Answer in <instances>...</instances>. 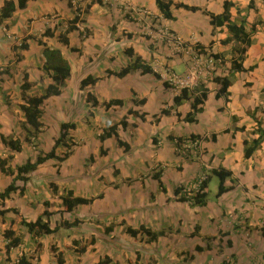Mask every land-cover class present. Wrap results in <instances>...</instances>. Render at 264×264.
Wrapping results in <instances>:
<instances>
[{"label": "crops", "instance_id": "1", "mask_svg": "<svg viewBox=\"0 0 264 264\" xmlns=\"http://www.w3.org/2000/svg\"><path fill=\"white\" fill-rule=\"evenodd\" d=\"M167 1L172 19L162 17L155 0H30L0 25V159L12 156L7 164L13 170L34 162L52 150L61 124H74L68 156L59 162L67 148L56 147V158L40 164L26 183L17 180L18 190L4 201L3 208L18 216L9 211L0 217V264L22 255L29 264H97L104 258L108 264H264V0ZM224 2L231 4L230 21L243 23L248 46L227 41L226 25L213 28L208 13L220 15ZM77 7L82 14L74 24ZM169 35L184 49L219 57L215 76L199 86L206 97L196 112L191 94L175 103L179 92L161 79L163 71H186V54L176 51ZM45 48L61 53L70 75L60 95L43 101V127L27 141L23 96H41L53 83L43 70ZM135 58L152 72L116 75ZM232 61L244 70L232 72ZM87 78L94 82L83 86ZM216 78L230 81L227 96L218 94ZM260 135V145L245 158L244 141ZM1 137L18 140L20 151ZM214 171L230 176L227 190L208 199V183L218 179ZM199 175L207 180L204 206L176 194ZM14 177L0 169V193ZM63 191L93 201L67 213ZM44 213L57 230L32 238L19 215L35 221ZM73 221L70 228L60 226ZM10 227L21 244L6 254L2 233ZM140 227L161 234L153 239L127 231Z\"/></svg>", "mask_w": 264, "mask_h": 264}, {"label": "trees", "instance_id": "2", "mask_svg": "<svg viewBox=\"0 0 264 264\" xmlns=\"http://www.w3.org/2000/svg\"><path fill=\"white\" fill-rule=\"evenodd\" d=\"M30 0H18L17 2L11 1V0H5L1 9H0V25L7 19H9L12 14L16 10L24 9L26 7L27 2ZM157 8L165 19H172V14L170 12V6L171 3L167 0H155ZM177 7H182L185 9L195 10L196 8L193 7H187L185 5H177ZM230 7L231 4L224 2L223 4V12L220 15H214L211 13H208V16L210 17L211 24L213 28H219L223 25H226V28L228 32L230 33L231 37L227 41L230 40H237L240 41L245 46H248L250 44V40L247 37V35L244 33V29L242 26V22H240L239 25L236 23H233L230 21ZM76 16L71 21V23H76L79 19L80 9L76 8ZM73 25L71 24L68 28L71 29ZM46 36H49V33H46ZM60 41L63 44H67V38L65 36H60ZM19 48H26L23 44L20 45ZM245 48L242 49V52ZM43 54L45 56V63L43 66V70L47 74H52V80L53 83L48 85L44 93L41 96H23L24 103L20 105V109L23 112L25 123L28 125L30 131L28 133V137L26 138L27 141H29V137L35 138L37 134L40 132L41 128L43 127L42 123L40 122L41 117V105L44 100H46L49 97L52 96H58L61 93V88L64 85V82L70 75V69L68 63L63 59L61 53L58 50H52L45 48L43 51ZM214 59H218V55H212ZM131 70H140L141 73H151V69L146 64L141 63V60L139 58H135L134 62L131 65H128L127 67L120 70L119 73H117V76H124ZM232 72L236 71H243L244 69L241 66V63H237L236 61H232L231 66ZM156 76L158 74L154 73ZM220 84V90L218 92L219 95L227 96V89L230 86V81L228 78H222V79H214ZM94 81L91 78H87L82 82L83 86L89 85L93 83ZM165 86H168L167 83H165ZM29 88V84L24 83L22 86V90L25 92L26 89ZM23 92V93H24ZM201 95L198 97L193 98L192 102V109L194 112H196L197 106L203 103V100L206 97V93L201 90ZM187 90H182L178 96L175 97L174 101L175 103H179L181 100L186 99L188 96ZM87 100L92 102L90 95H87ZM96 101H93V104H95ZM116 105H121L120 101L112 102ZM111 104H106V107H108ZM193 113V112H192ZM188 121H193L191 116L187 117ZM121 125L124 126V122H121ZM70 129H74V124H61L60 125V134L59 137L54 141V146L52 150L49 153L43 154L39 153L36 160L34 162H31L30 160L26 161L25 164L18 166L15 168V170L11 169L8 166V161L12 158V156H9L5 159H0V169L2 172L12 175L15 173V177L11 184H9L1 193H0V217H3L7 212L11 211L15 213L18 216V212L15 209L12 210H6L3 208L4 201L9 198L10 194L17 191L18 187H16L15 182L17 180H20L23 183H26L28 181V175L35 171L37 167L55 157V148L63 145L69 150V145L67 144V137H68V131ZM110 132L115 133V127L110 129ZM103 137V136H102ZM2 142L9 147L12 151L19 152L21 149V143L18 140H14L13 137H1ZM262 141V136L260 135L257 139H253L252 141H244V157L249 158L254 150L260 145ZM121 144V143H120ZM69 152H65V154L58 159L59 162H62L67 156ZM214 175L218 177V189L216 196H220L223 194L227 188L224 186L225 178L230 176L229 172L225 171H214ZM153 179L156 180L159 184V187H162V183L160 180L159 175L156 173L153 175ZM207 185V180L204 182V191ZM52 190L54 193L57 192L56 187H52ZM20 194L23 192V188L19 189ZM179 191H176V194H178ZM60 200L62 202V206L64 207L65 212L70 213L79 205H85L91 203L92 199H85L81 197L74 196L72 191H63V194L60 195ZM184 200V199H183ZM185 201V200H184ZM206 201V193L198 194L195 196L193 205L196 206H204ZM49 216L50 214L44 213L41 217L37 218L35 221H26L24 218L20 217L19 215V224L24 226L26 228V231L29 235L32 236V238H40L43 236H49L56 232L57 228H51L49 224ZM76 221H73L72 223L68 224L66 222H62L60 226L70 228L71 226L75 225ZM127 231L132 235L135 236L137 232L141 231L142 233L149 236V238H157L161 233H153L150 232L144 227H140L138 231H134L132 229H127ZM2 236L4 240L6 241L5 244V251L6 254H9V251L15 248H18L21 244V238L16 235L15 231L10 227L3 231ZM9 264H29L27 259L22 255L19 258H17L14 261L8 260ZM59 263H62V260H59ZM109 261L107 258H104L102 261H100L97 264H108Z\"/></svg>", "mask_w": 264, "mask_h": 264}, {"label": "built area", "instance_id": "3", "mask_svg": "<svg viewBox=\"0 0 264 264\" xmlns=\"http://www.w3.org/2000/svg\"><path fill=\"white\" fill-rule=\"evenodd\" d=\"M169 40L175 45L176 51L184 52L186 54V71L182 76H177L172 72L163 71L161 79L165 81L170 87L176 89L179 94L182 90H187L193 97L201 95L199 86L201 82L207 78H213L216 74L215 67L218 59L212 57L213 54L209 52H200L195 48H182L178 38L171 37ZM196 143H191L189 147L194 146ZM188 148V146H185ZM68 152V150H66ZM206 181L205 175H199L190 183L183 186L179 192V197L188 203H193L195 196L204 193V182Z\"/></svg>", "mask_w": 264, "mask_h": 264}, {"label": "rangeland", "instance_id": "4", "mask_svg": "<svg viewBox=\"0 0 264 264\" xmlns=\"http://www.w3.org/2000/svg\"><path fill=\"white\" fill-rule=\"evenodd\" d=\"M217 181L218 179L216 177H212L211 181L208 183V190L209 194L207 196L208 199H215V195L217 194Z\"/></svg>", "mask_w": 264, "mask_h": 264}]
</instances>
